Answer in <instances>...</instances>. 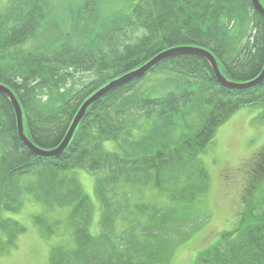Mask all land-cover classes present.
I'll return each mask as SVG.
<instances>
[{"label": "trees", "instance_id": "obj_1", "mask_svg": "<svg viewBox=\"0 0 264 264\" xmlns=\"http://www.w3.org/2000/svg\"><path fill=\"white\" fill-rule=\"evenodd\" d=\"M52 4L7 0L0 9V83L21 105L25 135L44 150L60 145L91 94L169 48L210 51L233 82L255 80L264 69V15L251 0H138L102 29L94 21L81 23L95 16L97 0H87L79 22L61 35L46 37L42 31ZM156 73H167L164 85H175L160 96L140 87ZM263 99L264 80L248 89L225 87L204 56L177 52L144 77L94 101L63 153L43 156L22 141L15 108L0 92V254L24 231L5 213L19 210L25 197L32 196L47 207L71 206L75 243L54 246L49 264H166L186 238L187 232L169 243L177 221L186 218L184 205L205 190L207 174L197 156L243 104ZM196 100L201 105L196 129L167 140L176 117L183 118ZM145 118L155 119L152 134L129 139L133 126L144 125ZM105 141L120 150L107 149ZM253 158L243 196L249 205L264 183V146ZM81 168L99 173L97 234L91 231L97 205L75 175ZM147 185L171 196L174 206L162 209L134 195L137 187ZM256 207L201 249L194 264H264V208Z\"/></svg>", "mask_w": 264, "mask_h": 264}, {"label": "rangeland", "instance_id": "obj_2", "mask_svg": "<svg viewBox=\"0 0 264 264\" xmlns=\"http://www.w3.org/2000/svg\"><path fill=\"white\" fill-rule=\"evenodd\" d=\"M137 1L97 0L94 18L90 21L86 16L85 21L82 20L81 23L86 25L94 21L96 26L102 29L114 14L127 12ZM6 2L7 0H0V9ZM86 2L87 0H53L43 34L52 37L61 35L65 29H70L72 24L81 20ZM32 42L31 39L25 46ZM167 76V73L151 74L142 81L143 85L140 87L145 93L160 96L174 85V82L171 85H164L167 84L164 80ZM200 109V101L196 100L183 118L176 117L177 125L173 131L176 136L173 137L172 133L167 140L172 141L183 132L194 131L201 121ZM154 121V118H145L144 125L133 126V136L128 138L141 140L148 137L147 135L152 134ZM104 145L109 150H120L112 141H105ZM262 146H264V99L256 103L243 104L218 127L211 142L197 156V162L207 174L205 190L191 204L184 205L186 211L183 215L186 218L177 221L176 230L169 243L172 245L175 240L179 241L185 232L186 238L173 249L166 264H194L201 249L216 243L224 231L237 227L243 213L250 214L249 207L254 205L256 207L259 204L256 210L264 208V203H261L264 201V183L257 188L255 199L250 205L243 197L246 182L250 181L253 173V157ZM75 175L97 205L91 223V231L97 234L101 215L96 193L99 173L81 168L75 171ZM134 195L162 209L173 207L175 204L171 196L151 185L137 187ZM180 209L179 205L177 213ZM70 212L71 206L47 207L32 196L25 197L19 210L5 213L6 216L17 220L24 231L19 234L15 245L0 254V264H48L54 246L75 243L72 240V227L69 225Z\"/></svg>", "mask_w": 264, "mask_h": 264}, {"label": "water", "instance_id": "obj_3", "mask_svg": "<svg viewBox=\"0 0 264 264\" xmlns=\"http://www.w3.org/2000/svg\"><path fill=\"white\" fill-rule=\"evenodd\" d=\"M252 2L254 4L255 8L264 15V7L260 3V1L259 0H252ZM185 50L194 51V52L200 53L201 55L206 57L211 62L212 66L215 70V73L217 75V78L219 79V81L223 85H227V86H231V87H239V88H250V87H253V86L260 84L264 80V70H263V72L259 75V77H257L255 80H253L251 82L241 84V85L240 84H233V83L229 82L227 79H225L220 74V72L218 70L217 62H216L215 58L213 57V55L209 51L204 50V49H198V50L194 49L193 50V49H187V48H175V49L167 50V51L157 55L156 57L151 59L149 62H147L145 65L141 66L140 68H137L131 72H128V73L112 80L110 83L106 84L104 87L100 88L97 92H95L88 99H86L85 102L80 107V109L78 110L76 116L74 117L73 122L70 125L68 132H67L66 136L64 137L63 141L60 143L59 146H57L56 148H53L51 150H44V149L36 146L25 135L24 127H23L22 109H21V105H20L19 101L17 100L15 94L7 86H5L1 83H0V92L4 93L9 98V100L11 101V103L13 104V106L15 108V112H16L17 119H18L19 135H20L22 141L25 143V145L36 155L59 156L66 149L68 143L70 142V140L74 134V131H75L78 123L80 122L81 118L84 116L87 108L89 107V105L91 103H93L94 101H96L100 97L104 96L105 94H107L111 90L115 89L116 87L123 85V84H126V83L132 81L133 79H135L137 77L143 76L153 65L157 64L158 62H160L162 59L168 57L169 55H172L174 52L185 51Z\"/></svg>", "mask_w": 264, "mask_h": 264}, {"label": "bare ground", "instance_id": "obj_4", "mask_svg": "<svg viewBox=\"0 0 264 264\" xmlns=\"http://www.w3.org/2000/svg\"><path fill=\"white\" fill-rule=\"evenodd\" d=\"M255 10H257L256 8H255ZM258 11V10H257ZM258 12H260V11H258ZM261 13V12H260Z\"/></svg>", "mask_w": 264, "mask_h": 264}]
</instances>
